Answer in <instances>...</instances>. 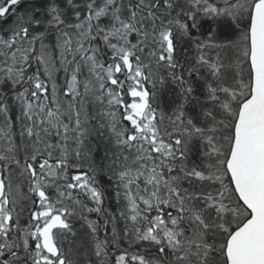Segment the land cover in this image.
<instances>
[{"label":"snow or ice","instance_id":"obj_1","mask_svg":"<svg viewBox=\"0 0 264 264\" xmlns=\"http://www.w3.org/2000/svg\"><path fill=\"white\" fill-rule=\"evenodd\" d=\"M0 264H264V0H0Z\"/></svg>","mask_w":264,"mask_h":264}]
</instances>
